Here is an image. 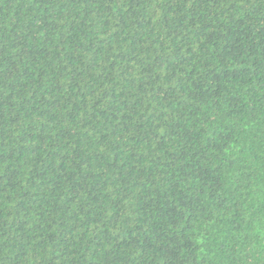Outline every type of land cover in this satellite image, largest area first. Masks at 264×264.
Segmentation results:
<instances>
[{
    "label": "trees",
    "instance_id": "trees-1",
    "mask_svg": "<svg viewBox=\"0 0 264 264\" xmlns=\"http://www.w3.org/2000/svg\"><path fill=\"white\" fill-rule=\"evenodd\" d=\"M0 264H264V0H0Z\"/></svg>",
    "mask_w": 264,
    "mask_h": 264
}]
</instances>
